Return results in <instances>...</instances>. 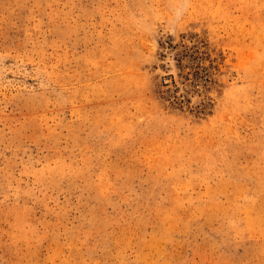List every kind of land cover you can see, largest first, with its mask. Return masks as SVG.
<instances>
[{
  "label": "rangeland",
  "instance_id": "374dc122",
  "mask_svg": "<svg viewBox=\"0 0 264 264\" xmlns=\"http://www.w3.org/2000/svg\"><path fill=\"white\" fill-rule=\"evenodd\" d=\"M0 264H264V0H0Z\"/></svg>",
  "mask_w": 264,
  "mask_h": 264
}]
</instances>
